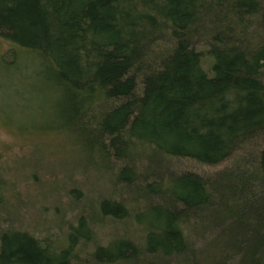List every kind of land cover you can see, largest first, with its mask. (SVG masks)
Here are the masks:
<instances>
[{
  "label": "trees",
  "instance_id": "16d2710c",
  "mask_svg": "<svg viewBox=\"0 0 264 264\" xmlns=\"http://www.w3.org/2000/svg\"><path fill=\"white\" fill-rule=\"evenodd\" d=\"M0 38L107 181L40 236L0 218V264H264L263 0H0Z\"/></svg>",
  "mask_w": 264,
  "mask_h": 264
},
{
  "label": "rangeland",
  "instance_id": "374dc122",
  "mask_svg": "<svg viewBox=\"0 0 264 264\" xmlns=\"http://www.w3.org/2000/svg\"><path fill=\"white\" fill-rule=\"evenodd\" d=\"M204 61L202 69L209 74ZM38 70L33 57L0 38V194L4 200L0 218L9 215L11 221L3 220V226L40 236L47 229L40 223L52 220L62 205L66 209L60 214L66 220L76 213L61 194V186L66 189L76 183L95 200L106 191L107 181L92 171L81 174L72 160L67 135L52 132L61 130L55 108L58 96L51 85L41 82ZM231 163L209 169L182 162L174 169L211 174Z\"/></svg>",
  "mask_w": 264,
  "mask_h": 264
}]
</instances>
